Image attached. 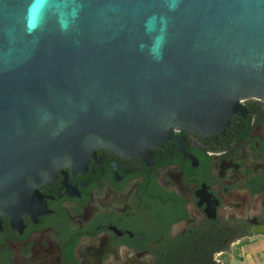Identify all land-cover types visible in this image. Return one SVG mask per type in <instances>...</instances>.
<instances>
[{
    "label": "water",
    "instance_id": "water-1",
    "mask_svg": "<svg viewBox=\"0 0 264 264\" xmlns=\"http://www.w3.org/2000/svg\"><path fill=\"white\" fill-rule=\"evenodd\" d=\"M247 99L264 101V0H0V217L22 233L53 211L38 188L60 173L80 196L64 168L104 172L100 148L150 166L174 140L196 166L173 131L218 144Z\"/></svg>",
    "mask_w": 264,
    "mask_h": 264
},
{
    "label": "flooded vegetation",
    "instance_id": "flooded-vegetation-1",
    "mask_svg": "<svg viewBox=\"0 0 264 264\" xmlns=\"http://www.w3.org/2000/svg\"><path fill=\"white\" fill-rule=\"evenodd\" d=\"M223 135L202 138L184 130L178 144L154 150L155 165L100 148L88 170L74 175L80 196L66 192V174L38 190L50 194L37 222L15 227L1 216L0 264H232L245 246L264 239V101L241 102ZM170 153V158H168ZM65 193L60 196V193ZM252 254L258 252L251 249Z\"/></svg>",
    "mask_w": 264,
    "mask_h": 264
},
{
    "label": "rangeland",
    "instance_id": "rangeland-1",
    "mask_svg": "<svg viewBox=\"0 0 264 264\" xmlns=\"http://www.w3.org/2000/svg\"><path fill=\"white\" fill-rule=\"evenodd\" d=\"M257 246L252 243L245 246L243 258L240 259L241 261H235L232 259L231 263L232 264H258L259 259L261 258V254L260 253H257L256 255L251 254V249L254 250L257 248Z\"/></svg>",
    "mask_w": 264,
    "mask_h": 264
},
{
    "label": "crops",
    "instance_id": "crops-1",
    "mask_svg": "<svg viewBox=\"0 0 264 264\" xmlns=\"http://www.w3.org/2000/svg\"><path fill=\"white\" fill-rule=\"evenodd\" d=\"M255 251L261 254V258L259 259L258 264H264V239L260 243L259 247L255 249Z\"/></svg>",
    "mask_w": 264,
    "mask_h": 264
}]
</instances>
